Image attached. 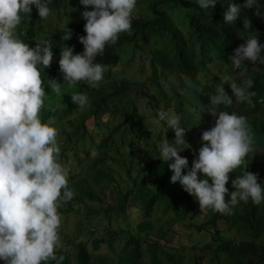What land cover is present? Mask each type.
Returning <instances> with one entry per match:
<instances>
[{"label":"trees","instance_id":"trees-1","mask_svg":"<svg viewBox=\"0 0 264 264\" xmlns=\"http://www.w3.org/2000/svg\"><path fill=\"white\" fill-rule=\"evenodd\" d=\"M234 2L243 3V0ZM228 3L229 0H217L210 12L199 9L195 0H137L130 31L119 34L116 43L107 45L104 54L96 58L106 66L104 75L108 80L99 82L95 87H89L84 82L66 84L62 81L58 64L40 68L42 87L49 95L46 106L43 105L39 113L42 122L49 116H55L63 122L67 115L70 120L79 107L71 102L70 95L73 92L100 94L92 98L91 105L79 113L78 121H70L72 128L63 127L64 137L60 141L58 157L62 165H66V149L76 152L77 142L87 143L88 149L95 153L83 159L82 175L74 176L69 171L68 177L71 179L68 180V187L74 195L58 207V213L65 216L60 217L61 221H66L69 214H74L75 219L80 220L87 219L89 214L99 213L97 208L84 213L83 207L86 203L96 207L102 203L101 196L105 198L108 190H114L119 194L116 195V206L119 209L122 200L129 196L140 200L147 213L154 203L162 204V210L171 214L170 221H165L170 228L186 216L197 219L198 223L194 225L197 231H204L213 240L221 241L212 257L216 264H264V201L260 204H253L251 200L230 204L231 212L228 214L208 208L200 210L195 197L184 191L179 183L170 182L171 172L167 164L157 157L158 152L154 150L152 155L140 153L143 146H146L149 132L144 117L136 108L137 98L143 100L152 113L156 114L160 109H172L180 115L181 126L185 128V140L191 147L178 154L188 160L189 168L196 150L201 146V133L215 123L216 116L207 108H214L217 112H234L246 117L256 140L255 153H249L245 158L248 162L245 171L255 173L257 182L264 186V64L242 65L248 72V79L253 81L247 91L254 93L240 102L244 103V108L233 103L212 106L208 104L209 100L199 94L200 87L205 83L212 84V89L217 91L224 75L233 76L234 66L229 57L233 49L244 42L243 39L257 35L264 42V15H258L254 9L249 8L242 10L240 20L249 19L250 27H243L239 19L236 23L225 24L223 12ZM257 3L264 12V0H257ZM48 7L49 15L53 16V20H59L61 26L51 32L37 30L41 18L33 8L30 15L21 14L20 25L24 30L17 37L29 46L38 40L49 39L53 55L58 58L59 50L65 45L71 46L74 53L81 52L83 45L77 37L85 34V21L80 16L85 6L80 5L79 0H49ZM87 7L91 9V6ZM61 10L64 11L62 16ZM67 30L71 32V38L63 41L62 36ZM34 31H37L39 38L33 37ZM124 55L131 60L137 55L135 68L148 75L142 83L129 82L122 69L115 71L122 65ZM210 76L212 80H206ZM54 78L60 82L59 93L51 88ZM194 78L200 82L197 88L192 82ZM223 87L225 90V85ZM129 96L133 103L131 111L125 116L124 122L113 126L105 114L113 113L118 106L122 107ZM89 117L94 120L93 132L84 126L85 119ZM121 126L125 128L124 133L116 139L115 135ZM156 146L158 144L153 140L152 147ZM116 168H124L131 179V185L125 186L124 191L122 183L128 180H117L114 177L117 175ZM243 170L241 166L228 174L225 186L229 193L234 191L231 181L241 175ZM136 173L137 178L134 179ZM224 198L227 201L230 197L226 193ZM112 211L113 208H106L103 215L108 217ZM80 215L84 218H80ZM80 227L83 228L81 220ZM224 230H235L234 239L223 238L221 235ZM90 231L83 233V237L94 234V228ZM158 233L165 237L167 230L159 229ZM108 234L113 237L115 232L109 230ZM58 237L60 247L56 249L57 260L49 261L48 264H107L108 258L100 253L92 254L86 242L74 244L69 252L72 240H67V234L60 229ZM99 245L100 242L96 241L95 247L99 248ZM134 247L144 248L149 257L148 262L144 261V256L123 253L117 256L116 264H182L172 253L152 244L143 246L135 241ZM194 263L198 264L195 258Z\"/></svg>","mask_w":264,"mask_h":264},{"label":"clouds","instance_id":"clouds-1","mask_svg":"<svg viewBox=\"0 0 264 264\" xmlns=\"http://www.w3.org/2000/svg\"><path fill=\"white\" fill-rule=\"evenodd\" d=\"M49 0H0V260L4 264H48L57 260L60 247L58 229L61 218L57 211L62 202L74 193L68 187L69 169L58 157L57 130L52 121L42 122L39 113L44 103L41 71L53 59L49 39L36 41L32 46L15 34L21 14L37 15L46 19L50 14ZM137 0H79L85 6L80 11L84 19V35L77 37L83 45L81 52H73L65 45L59 50L58 66L62 81L68 85L84 82L95 87L104 78L106 66L97 61L107 45L115 44L119 34L129 32ZM203 11H212L217 0H195ZM87 6H91L89 10ZM254 9L264 15L257 0L236 3L229 0L223 12V23L240 20L242 10ZM241 21V20H240ZM250 27L249 19L241 21ZM71 38L70 30L62 40ZM233 49L230 63L240 68L246 63L264 64V42L257 35H249ZM227 83L235 100L243 102L254 93L252 79L237 83L231 75H224L209 105H231L233 99L225 92ZM51 88L60 92V82L55 78ZM71 102L83 107L86 94L73 92ZM207 110L216 116L214 126L201 133L203 143L192 159L178 153L191 146L185 140L181 117L174 110L160 109L156 123L174 131L170 142L163 135L158 143L159 159L171 172L170 182L179 183L183 190L195 197L200 210L211 209L221 214L231 212L230 204L239 201L260 204L264 201V186L257 182V175L245 171L246 157L255 153L254 133L243 115ZM243 166L241 175L231 181L234 191L225 186L228 174ZM186 171H183L185 170ZM199 174H202L198 176ZM229 199L225 200V194ZM62 259V258H61Z\"/></svg>","mask_w":264,"mask_h":264},{"label":"rangeland","instance_id":"rangeland-1","mask_svg":"<svg viewBox=\"0 0 264 264\" xmlns=\"http://www.w3.org/2000/svg\"><path fill=\"white\" fill-rule=\"evenodd\" d=\"M144 1H153V0H144ZM64 11L61 10L60 15L62 16ZM59 15V14H58ZM58 26H61V23L53 20V16L49 15L46 19H40L37 24V30H45L46 32H51ZM24 28L19 24L15 29V34L18 36L20 32H22ZM33 37L35 39L39 38L37 31L33 32ZM169 55V54H168ZM58 57L53 55V59L51 64H58ZM123 63L119 68H116L115 71H120L125 74V78L129 82L134 83H142L147 78L146 72H141L136 67L137 65V55L133 56V59H129L128 56H123ZM237 83H241L242 80L248 79L249 75L244 66L241 65L240 68L234 67L233 76ZM212 80V77L206 78V80ZM105 79V75L102 81H107ZM192 82L195 85V88L199 86L200 82L194 78ZM225 92L233 99V104L235 106H239L244 108V103H240L235 100V97L232 95L228 84L225 83ZM89 87H92L88 85ZM198 91V90H197ZM216 92L212 89V84L205 83L199 89V94H201L205 99L209 100V96ZM88 102L83 107H78L77 111L73 113V117L68 120L69 117L66 116L65 121H60L55 116H49L45 119V121L51 120L52 126L57 130V144L60 145L61 139L64 137L62 132L64 130L63 127L72 128L70 125V121L76 122L78 121L79 113L82 110H85L87 107L91 105L90 100L92 98H97L100 94L85 93ZM47 91L45 92L44 97V107L46 106V100L48 98ZM137 109L140 111L141 115L144 117V121L148 126L149 138L145 141L146 146H143V149L140 153L143 155H152L155 150L158 152V147H152L153 140L155 143H159L160 138L164 135L167 140L170 142L174 138V131L172 129H166L163 133V123L157 124L156 114L150 112V110L146 107L145 102L141 101L139 98L136 99ZM116 106V105H114ZM43 107V106H42ZM43 107V108H44ZM133 107V103L129 96L126 103L121 107L118 106L113 113H106V119H109V122L116 126L121 122H124V118L131 111ZM185 107V105H184ZM94 120L89 117L84 121V126H88L91 128L92 132L94 129ZM98 130L97 128H95ZM125 128L120 127L119 133L115 135L116 139L120 137V134L124 133ZM99 133V132H98ZM100 133L98 136H100ZM206 143L202 141L201 145ZM95 152L88 149L87 143L77 142V151L67 150L65 154L67 156L66 167L69 169L74 176H80L83 174V165L82 161L84 158L88 159ZM99 154V152H96ZM117 175L114 177L122 178L125 183H122V190H125V186L131 185V179L127 175L126 170L124 168H116ZM137 174L133 176L134 179L137 178ZM68 180L71 177L67 178ZM118 180V179H117ZM118 192L114 190H108L107 196L102 200L99 205L93 207V205L86 203L84 205V213L92 212L95 208L99 210V213L95 215L88 216L87 219H80L82 221L83 228L80 227V220L75 219L76 216L74 214H69L66 218V221H61V225L59 227L60 230H64L67 234V240H72L70 246L68 247V251L71 252L74 244L78 242H86L87 249L92 253H100L108 258L107 264H116L117 256L123 253H127L130 256L142 257L144 256V261L148 262V254L144 251L143 247L136 248L134 247V242L138 241L142 243L143 246L147 244H152L156 248H160L172 253L175 259L181 260L182 264H193V258L197 261L198 264H216L215 261L212 260V257L215 254L216 247L221 243L220 240H213L210 235L204 231H197L195 229V224L198 223L197 219H192L189 216H186L182 221L176 222L171 228L165 222L167 219L170 221L171 214L169 212H165L162 210V204L154 203L147 213L142 208L140 200H136L135 197H127L122 200V204L120 209L116 206ZM119 195V194H118ZM106 208H113V211L110 213V216L105 217L103 215V211ZM148 214L146 218L144 216ZM60 215V214H59ZM60 217H65L60 215ZM80 218H84L80 215ZM89 219V220H88ZM147 219V220H146ZM89 227V228H88ZM94 228V234L89 235L88 237H83V233L91 232L90 229ZM159 229L167 230L165 237H161L162 234L158 233ZM112 230L115 232V235L111 237L108 232ZM235 230L228 231L224 230L222 232L223 238H232L234 239ZM79 234V235H78ZM161 237V238H160ZM96 241L100 242L99 248L95 247ZM0 264H4L2 260H0ZM195 264V263H194Z\"/></svg>","mask_w":264,"mask_h":264}]
</instances>
